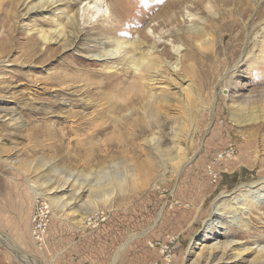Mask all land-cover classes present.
<instances>
[{
    "label": "rangeland",
    "instance_id": "rangeland-1",
    "mask_svg": "<svg viewBox=\"0 0 264 264\" xmlns=\"http://www.w3.org/2000/svg\"><path fill=\"white\" fill-rule=\"evenodd\" d=\"M40 2L0 0V264H35L21 252L36 264L264 261V0H105L106 29L46 43L38 31L71 5ZM116 35L142 42L144 79L91 56ZM111 68L115 88L99 83ZM71 107L111 127L61 139ZM77 143L105 163L76 160ZM38 198L51 207L41 241Z\"/></svg>",
    "mask_w": 264,
    "mask_h": 264
},
{
    "label": "bare ground",
    "instance_id": "bare-ground-1",
    "mask_svg": "<svg viewBox=\"0 0 264 264\" xmlns=\"http://www.w3.org/2000/svg\"><path fill=\"white\" fill-rule=\"evenodd\" d=\"M104 2H105V0H41L40 5L38 7L42 8V9L45 7L49 8L50 6L54 7L56 5L58 7V6L64 5V4H70L71 8L69 10L64 9V10L57 13V15L59 17H62L64 19V24L59 22L57 24L54 32H50V34L48 31L39 30L38 34H39L40 38L42 39V41H44L46 43V42H51V41L58 40V39L59 40H61V39L68 40L70 38V36L72 35L73 40H76V39H79L83 33L82 25H85L86 27H88V24L89 25L92 24L94 26H103L102 29H106L109 25H111L113 23V21L111 19L112 14H111L110 10L108 9L109 7L107 5L105 6ZM249 7H251V4H249L247 2L245 4V6L243 7V10L245 11ZM35 8H37V7H32V9H35ZM29 11L30 10L28 9L27 12H29ZM144 16L145 15L137 14V17L135 19L136 22L137 23L144 22L145 21ZM262 16H264V9L261 12V17ZM100 22H101V24H100ZM105 25H108V26H105ZM193 29L195 30L196 28H193ZM95 42H97V40H95ZM100 43H101V45L105 44L107 46L101 47L99 52L90 53L92 57H96V58H98V60L118 59L121 61H127L126 66H128V69L133 71L135 74H137L139 80L144 79L142 73L145 72V70H140L139 58L137 57V54L141 52V48L138 46L142 42L139 39L134 38V40H129L128 38H124V37H120L119 35H116L114 37V39H112L111 41H109V40L103 41L102 40V42H100ZM260 46L263 47V50H260V52H264V44H261ZM175 49H176V52L179 53L180 50L182 49V44H178L175 47ZM254 55L255 54H253L252 58L249 59L250 66H252V69L254 67L255 62L257 61L255 59ZM176 67L177 66H175V68ZM129 70H124V73H128ZM175 71H177V70H171V72H174V73H175ZM159 72H160V70H153L151 75H145V76H149L148 82L152 83L153 81H155L156 80L155 75H158ZM144 74H146V72ZM121 78H122L121 72L117 69L113 70V68H111L110 71L104 75L102 80L99 81V83H101V85L106 86V87H114L115 88L114 83L120 81ZM75 79H76V77H75ZM133 84L138 85V82H134ZM66 89L70 90L71 88L69 86ZM86 91H90V90L87 88ZM75 93H77L76 90H73V91H70L69 93H66V94L71 96V98L69 99L71 101L70 103L76 105V101L78 99L73 97L76 95ZM84 97L86 98V96H84ZM84 97H83V99H84ZM88 99L86 98V99L82 100V102L80 101L81 103H79V104H82L85 108L88 107L89 104L92 103V101H89ZM74 111H73V107H71L65 113V115L67 117L75 116L74 120H75V122H77V124L75 126L68 127V129H67L68 132L65 131L66 133L62 129H58V131H57L58 134H56V135H60L59 138L64 139L65 137L69 136L68 134H74L78 130H81L84 128L87 129L89 127L90 129H92V126L90 125V124H92V121H91L92 118H90V117L87 118V116L84 114H81V112H77V111L74 112ZM59 115L61 116L64 114L59 113ZM110 127H111L110 125H96L95 128L92 129V134L102 135ZM113 127H115V129H116V128H118V125H115ZM43 132H46V131H43ZM153 139L154 138L151 137V138L147 139L146 141L150 143V142L154 141ZM79 145H80V143H77L76 147H75L77 149V152L79 153V154L74 155V156H76V160L82 162L83 164L88 165L89 162H91V164H92L93 163L92 161L96 157L97 158L99 157L98 161H96L94 163L98 164V166H101L105 163V160L102 158V156H99V153L96 152L97 149L94 145L91 146V148H90L91 150H86L87 153H84V154L82 152L85 151L84 149H86V148L83 145H81V146H79ZM88 151H95L96 154L92 156V153L89 154ZM80 153H82V155H80ZM68 156H70V154ZM74 156H73V158H74ZM116 164L117 163H115V165ZM119 168L120 167L117 166V170ZM31 186L33 188L32 190L34 191L36 197L42 195V192L40 191V187L37 186L36 183H32ZM19 252H21V251L19 250ZM19 258H23V259L25 258L26 260L28 259L29 262L36 264V261H34L31 257H29L28 254L25 255L24 253L21 252L19 254ZM262 262H264V261L261 260L260 262H258V264H261Z\"/></svg>",
    "mask_w": 264,
    "mask_h": 264
},
{
    "label": "built area",
    "instance_id": "built-area-1",
    "mask_svg": "<svg viewBox=\"0 0 264 264\" xmlns=\"http://www.w3.org/2000/svg\"><path fill=\"white\" fill-rule=\"evenodd\" d=\"M229 151H227L228 153ZM50 215H51V207L50 205L43 200H37L35 209L33 211V226H34V232L33 236L36 240L41 241L43 240V232L47 228V225L50 221ZM167 250H172L173 247L166 246ZM170 255L167 256V263H170Z\"/></svg>",
    "mask_w": 264,
    "mask_h": 264
},
{
    "label": "crops",
    "instance_id": "crops-1",
    "mask_svg": "<svg viewBox=\"0 0 264 264\" xmlns=\"http://www.w3.org/2000/svg\"><path fill=\"white\" fill-rule=\"evenodd\" d=\"M31 212H32V209H31ZM10 261H11V260H10ZM10 261H9V262H10Z\"/></svg>",
    "mask_w": 264,
    "mask_h": 264
}]
</instances>
